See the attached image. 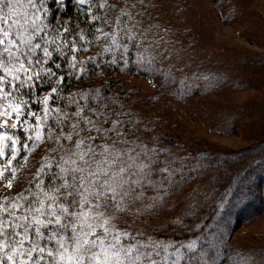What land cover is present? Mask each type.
<instances>
[{
	"label": "rangeland",
	"instance_id": "obj_1",
	"mask_svg": "<svg viewBox=\"0 0 264 264\" xmlns=\"http://www.w3.org/2000/svg\"><path fill=\"white\" fill-rule=\"evenodd\" d=\"M46 4L48 35L56 41L50 48L60 44L56 52L61 56L54 64L66 65H54L55 75L45 77L42 84L50 88L39 95L31 90L33 102L22 120L43 123L42 98L63 76L58 93L48 101L52 114L43 129L47 134L50 125L54 131L51 140L45 139L31 153H20L18 162L6 149V157H0V202L29 187L43 156L56 155L55 137L61 131L53 119L56 109L73 114L86 106L85 116L92 118L87 109L107 115L104 127L120 121L117 131L130 141L126 147L142 157V147L149 150L154 186L145 189L137 205L146 207L118 223L125 227L124 221H130V230L141 233L138 240L156 245L151 259L167 264L181 248L180 264H264V209L255 213V204L245 205L257 190L249 184L260 186V201L264 200V162L258 180L246 179L248 187L231 195L240 175L234 169L255 166L245 164L247 154L264 139V0H46ZM66 7L67 17L60 20L56 11ZM132 32L139 34L138 46L125 52L122 46ZM137 52L143 53V65ZM72 82L76 83L70 86ZM28 112L40 115L41 121ZM8 122L14 123V118ZM26 128L27 124L12 132L23 140L31 131ZM239 150L245 151L242 157L223 170L224 154L234 156ZM8 159L13 160L12 174L7 171ZM225 173L231 181L217 182ZM212 209L209 218L201 217ZM190 240L197 241L195 249L186 247ZM169 242L171 255L165 258L163 244Z\"/></svg>",
	"mask_w": 264,
	"mask_h": 264
},
{
	"label": "snow or ice",
	"instance_id": "obj_2",
	"mask_svg": "<svg viewBox=\"0 0 264 264\" xmlns=\"http://www.w3.org/2000/svg\"><path fill=\"white\" fill-rule=\"evenodd\" d=\"M48 11L46 0H0V125L3 126L0 157H6V149H11V156L17 162L20 153H31L45 139L51 140L54 131L50 125L47 134L43 129L52 114L48 101L53 93H58L63 76L42 98L43 123L28 124L22 120L28 100L14 95L36 80L43 82L41 73L49 78L55 75L43 63L52 57L50 46L56 43L48 35ZM138 35L132 32L128 36L129 43L122 46L125 52L138 46ZM71 45L76 48L74 40ZM59 49L60 44H56V50ZM38 53L42 57L38 58ZM136 55L143 65V53ZM148 62H152L151 55ZM71 63L75 67V55ZM80 72L84 69L80 68ZM85 110L86 106L78 107L69 114L56 109L53 119L61 129L55 137L56 155L46 154L41 158L43 163L27 189L14 198H2L0 264H162L151 259L156 245L138 240L136 237L141 233L130 230V221H124L125 227L118 223L124 216L146 207L137 205L143 201L145 189L154 186L151 177L155 169L147 156L149 150L142 147L145 153L142 157L132 147H126L130 141L125 133L117 131L119 120H112L109 127H104L108 123L105 113L87 109L92 114L90 118L84 115ZM27 115L34 116L38 122L42 119L34 112ZM70 116L74 119L69 123ZM9 117L15 122L9 124ZM25 124L26 131H31L22 140L12 129ZM65 127L69 129L67 132L63 131ZM113 135L117 139L113 140ZM7 164V171L12 174L13 160L8 159ZM42 177H48L47 181ZM7 186L11 188L12 182ZM171 243L163 244L165 258L171 255L167 252ZM186 247L195 249L197 241H188ZM174 255L175 260H168L167 264H180L184 255L181 248Z\"/></svg>",
	"mask_w": 264,
	"mask_h": 264
},
{
	"label": "trees",
	"instance_id": "obj_3",
	"mask_svg": "<svg viewBox=\"0 0 264 264\" xmlns=\"http://www.w3.org/2000/svg\"><path fill=\"white\" fill-rule=\"evenodd\" d=\"M69 10H70L69 7H66L64 9L57 10L56 12L59 14V19L60 20H63L64 18H66ZM50 50L52 52V57L49 60H47V61H43V63H44V66L45 67H47L49 69H53V68L56 67L54 65H58V64H54V63H56L55 62L56 61V58L57 57L59 58V56H61V55L57 54L58 52H56L55 46H53L52 48H50ZM39 57H42V56H38V58ZM65 65H66L65 63H63L62 65H61V63L59 64L60 67L61 66L64 67ZM35 70L36 69L34 68L33 71H35ZM41 75H42V80H45V77L47 76V74L41 73ZM70 80L73 81L72 78H70ZM75 83L76 82H72L70 86H73ZM40 85H43L42 84V81L41 80H36V81H34V84L32 86H30V88L29 87L28 88H22L20 93H14V95H20V96H22V98L27 99L28 100V106H30L32 104V102H33V101L30 100V98H31V90L36 89V94L39 95L46 88L47 89L50 88L49 87V84H47V85L44 84L43 86H40ZM23 94H24V96H23ZM35 104H36V101H35ZM246 150H248V149H245V151ZM249 150H250V152L247 154L248 156H247V160H246L245 164L246 163H249L250 166H251V164H254L255 166H252V168H249V169H243L244 165H240V166L237 167V169L236 168L234 169V170H238V172L240 174L239 176H237L238 179L234 183L235 188H233V191L231 193V195L234 196V197H236L240 193V190H239V192L236 191L238 188L240 189L243 186L244 187H248V185H245V183H244L246 179H251L254 182H255V179L258 180V178H257V171H258V169L260 167V164H263V162H264V139L261 140V141H258L256 144H254L253 147L249 148ZM243 151L244 150L237 151L236 153H234V156L233 155H230V154H226V155L224 154V161L226 163L223 164V166H224V169L223 170H227V166L229 167L236 160L238 161L240 159V157H242V154H243L242 152ZM260 156L262 157L261 160H260ZM241 172L244 173V176H243V174ZM229 179H228V176H226V173H225V174H223V176L220 179L217 180V182H219V181L226 182V180L228 181ZM262 180H264V176H263V179ZM230 181H231V179H230ZM253 181H252V183H253ZM263 183H264V181H263ZM250 187L251 188H255V189L257 187V190H255L256 192L254 193L253 196H251V199L248 202L245 203V205L248 203L247 205H248V207H250V206H253L255 204L253 210H254L255 213H258L259 211H261V210L264 209V200L260 201L262 190H260L261 189L260 186L259 185H255V183H254V185H251V186L249 184V187L248 188H250ZM242 194L243 195H246L247 192L242 193ZM219 199L220 198H218V200ZM213 212H214V209H212L211 211H208V212L205 211L203 214H201V217L206 215V217L209 218L210 215Z\"/></svg>",
	"mask_w": 264,
	"mask_h": 264
}]
</instances>
